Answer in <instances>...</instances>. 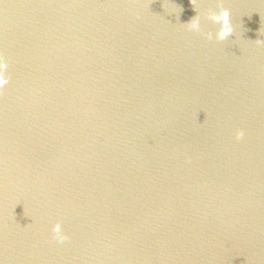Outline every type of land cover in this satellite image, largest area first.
<instances>
[{
	"label": "water",
	"instance_id": "95a60500",
	"mask_svg": "<svg viewBox=\"0 0 264 264\" xmlns=\"http://www.w3.org/2000/svg\"><path fill=\"white\" fill-rule=\"evenodd\" d=\"M194 7L0 0V264H264V0Z\"/></svg>",
	"mask_w": 264,
	"mask_h": 264
},
{
	"label": "clouds",
	"instance_id": "9594fccd",
	"mask_svg": "<svg viewBox=\"0 0 264 264\" xmlns=\"http://www.w3.org/2000/svg\"><path fill=\"white\" fill-rule=\"evenodd\" d=\"M195 10L196 0H190ZM208 18L215 24L219 25V29L215 34V38L219 41H224L233 34V27L230 22V12L225 7H220L219 11H213L209 13ZM189 30L200 31V15L197 13L194 17L190 19L189 22L185 24ZM208 39H212V34H207ZM261 41H257L260 43ZM8 62L4 55L0 53V93H2L5 85L9 83V77L7 75ZM244 136L242 130H238L236 133V139L240 140ZM52 238L58 243L63 244L69 239V237L63 232L62 225L60 222H56L52 225Z\"/></svg>",
	"mask_w": 264,
	"mask_h": 264
}]
</instances>
